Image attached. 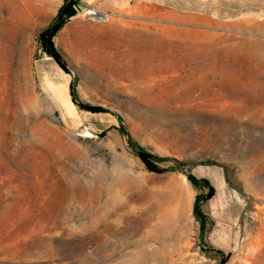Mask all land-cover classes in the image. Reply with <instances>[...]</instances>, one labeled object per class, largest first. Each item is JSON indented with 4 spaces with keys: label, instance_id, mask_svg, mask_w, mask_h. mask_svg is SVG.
I'll return each mask as SVG.
<instances>
[{
    "label": "rangeland",
    "instance_id": "rangeland-1",
    "mask_svg": "<svg viewBox=\"0 0 264 264\" xmlns=\"http://www.w3.org/2000/svg\"><path fill=\"white\" fill-rule=\"evenodd\" d=\"M62 2L0 0V264H264V0L80 1L68 73Z\"/></svg>",
    "mask_w": 264,
    "mask_h": 264
},
{
    "label": "trees",
    "instance_id": "trees-1",
    "mask_svg": "<svg viewBox=\"0 0 264 264\" xmlns=\"http://www.w3.org/2000/svg\"><path fill=\"white\" fill-rule=\"evenodd\" d=\"M80 4V0H63L61 6L58 8L56 16L53 18L52 22L48 27H46L38 36V41L41 49L44 53L50 57L55 64L65 73H68L67 65L54 45L53 38L61 30V28L75 15V7ZM69 92L71 96V101L79 108L90 113H107L108 111L100 106L89 105L81 102L78 99V94L75 88V84H70ZM121 133L127 138V143L133 152L138 156L140 161L143 163L144 167L154 173H163L165 169H161L157 163L164 160L162 157L152 154L143 148H140L132 139L128 131L124 126H121ZM174 163L179 168H185V164L174 160ZM187 179L195 187H203L207 190L205 194L197 195L194 200L193 215L200 222V230H204L206 224V216L202 209V203L207 202L215 195L214 186L207 179H197L190 173L187 174ZM218 255H220V264H226L227 256L218 250H215Z\"/></svg>",
    "mask_w": 264,
    "mask_h": 264
},
{
    "label": "water",
    "instance_id": "water-1",
    "mask_svg": "<svg viewBox=\"0 0 264 264\" xmlns=\"http://www.w3.org/2000/svg\"><path fill=\"white\" fill-rule=\"evenodd\" d=\"M75 10H76L77 13H80V12H87L89 9H88V6H86V5L78 4V5L75 7ZM90 16H91V17H94V18H98L100 15L97 14V13H91ZM79 134H80V135H85V134H87V129H86V127L82 128V129L79 131Z\"/></svg>",
    "mask_w": 264,
    "mask_h": 264
},
{
    "label": "crops",
    "instance_id": "crops-1",
    "mask_svg": "<svg viewBox=\"0 0 264 264\" xmlns=\"http://www.w3.org/2000/svg\"><path fill=\"white\" fill-rule=\"evenodd\" d=\"M81 2L85 3V4H91L96 2L97 0H80Z\"/></svg>",
    "mask_w": 264,
    "mask_h": 264
}]
</instances>
